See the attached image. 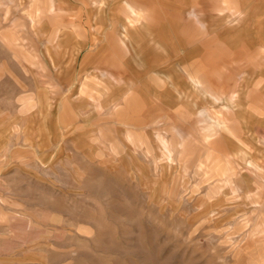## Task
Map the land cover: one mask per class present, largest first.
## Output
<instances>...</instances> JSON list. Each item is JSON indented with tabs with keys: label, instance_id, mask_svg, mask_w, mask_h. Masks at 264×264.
<instances>
[{
	"label": "rangeland",
	"instance_id": "1",
	"mask_svg": "<svg viewBox=\"0 0 264 264\" xmlns=\"http://www.w3.org/2000/svg\"><path fill=\"white\" fill-rule=\"evenodd\" d=\"M92 1L79 0L77 4L87 41L93 44L83 49L81 61L87 51L105 42L101 31L114 30L120 59L117 61L116 55L111 59L101 56L96 66L106 65L113 72H123L126 78L135 80L137 86L145 85L144 72H138L147 66L172 70L192 66L199 69L201 75L214 66L222 73L236 70L237 86L234 89L243 83L237 72L255 69L257 80L258 75L264 73V69H258L264 68V54H256L258 50L264 52V40L249 36L239 42L232 38L237 34V27L249 24L252 28L259 22L243 23L241 16L236 18L231 14L250 7L231 8L228 4L223 7L211 4L182 7L179 0H126L128 4L123 9L121 5H113L117 0H95L99 7L91 9L94 16L88 14ZM52 3L57 4L56 11L61 10V15H51ZM72 3L66 2L64 6L56 0H35V9L31 12L35 13V27L31 29L30 42H24V45L31 52L38 51L45 62L40 66L11 62L17 82L6 76L0 80L2 108L11 103L14 109H20V100L26 95L32 97V103L38 108L40 94L45 90L54 102L52 109L41 110L44 115L41 122L45 126L50 124L42 129L41 136L34 129L30 130L33 138L25 139L22 134L18 140L14 138L15 156L11 153L9 157H2L0 153V180L3 182L0 183V211L15 212L11 225L0 219V264H264V191L261 187L260 192L254 194V181L247 182L249 177L254 178L252 170L242 175L245 173L243 168L229 164L225 168L228 176L235 178V183L223 182L218 186L220 192L225 188L229 194L218 191L207 194L205 183L195 182L194 168L180 166L182 171L178 172V157H174L177 147L172 154V144L166 141L175 136L174 132L170 131V136L162 132L157 146L154 145L156 140H149L148 145L157 149L156 155L163 153L154 159L153 165L139 137L131 142V136L111 127H101L108 119L100 111L107 109L109 103L103 101L102 104L100 99L93 103L95 99L91 96L98 97V87H80L78 93L73 91L76 83L65 82L64 67L68 60L73 62V56H68L67 50L76 42V35L61 49V60L46 51V44H60L66 40L68 30L63 31L65 27L59 20L63 14L78 9L74 0ZM20 4L13 14L17 19L29 14L28 6ZM37 8L45 10L44 15L38 14ZM219 9L226 10L223 13L234 23L229 24L232 29L219 23L224 19L214 14ZM2 15L0 9V17ZM90 19L97 24L95 36L88 25ZM72 21L70 28L74 33L76 23ZM51 24L57 31L51 32ZM219 26H224L221 31ZM124 29L126 36L121 33ZM126 37L131 44L124 42ZM155 39L162 45L156 47ZM8 59L6 51L0 48V65ZM67 66L68 73L73 74L74 66ZM210 76L206 75V78ZM212 81L215 82V78ZM263 90L260 89L261 94L249 103L252 111L239 108L237 113L238 136L255 154L259 151V142H254L252 131L263 140L264 126L256 124L249 116L252 112L264 114L261 110ZM226 94L227 91L221 96ZM168 96L166 94L164 99ZM195 97L197 103L182 107L174 118L179 127L196 130L207 116L211 120L225 112V108H219L220 111L212 107H216L212 99L205 102L197 95ZM65 101L73 113L71 119L67 115L61 116ZM151 112L152 109H140L137 114L145 117L153 115ZM157 113L164 116L162 111ZM46 114H51L52 118L45 117ZM113 122L114 119L109 121ZM191 144L198 145L194 141ZM195 154L189 163L194 161ZM34 163L47 172H54L57 179H38L40 175L25 165ZM173 163L176 164L174 172ZM161 180L166 182L168 190H162L156 199L152 196L155 194L154 183ZM160 184L156 186L159 188ZM217 198L222 200L218 206L215 205ZM203 199L207 201L204 206L201 205Z\"/></svg>",
	"mask_w": 264,
	"mask_h": 264
},
{
	"label": "crops",
	"instance_id": "2",
	"mask_svg": "<svg viewBox=\"0 0 264 264\" xmlns=\"http://www.w3.org/2000/svg\"><path fill=\"white\" fill-rule=\"evenodd\" d=\"M56 1L60 5L66 2L73 4V0ZM78 1L79 0H74V3L77 5ZM98 3L99 2H96L95 0L90 3L92 7L88 8V14L95 16V12H91V9L99 7ZM126 3L128 4L126 0H117L113 5H121L124 9ZM178 3H180L182 7H186L187 5H189V7L200 6L204 4H208L209 6L210 4L212 6L218 5L222 7L228 4L231 8H240L243 6L250 7L246 11L238 10L235 14L231 11V14L235 15L236 18L241 16V18H243L242 22L244 21L243 23H254L257 20L259 22L252 28H250L249 24L243 25L241 28L237 27V34L232 35V38H235L238 41L240 39H249L250 37L255 40H264V0H179ZM50 5L55 7L57 4L52 3ZM224 10L219 9L217 12H214V14L224 18L219 21L220 24L223 22L222 24H226V27L228 26L232 29L233 27H230L229 24L234 25V23L228 18H225L227 15L223 13ZM68 13L69 14L65 13V15L63 14L60 17L59 23L65 27L63 31L68 30V32H72V28H70L71 19L73 20L72 22L76 23L74 30L76 42L72 43L70 47L68 46L67 54L68 56H73V62L66 63V68L64 67V71L66 70L65 79L67 78L65 82L69 84L76 83V88L73 91H78V93L81 92L78 90L80 87H98V97L95 98L92 94V97L95 99L93 103L95 104L98 99L101 100V103L103 101L109 103L107 109L100 111L108 119V122L102 124V128L111 127V129H117L118 132L131 136L130 141L131 139L135 140L136 137H139L143 140L141 146L146 150V154L150 156L152 162L155 158H160L163 153L156 155L155 152L157 149L155 146L148 145L149 140H156V144L154 145L157 146L159 143V137L162 136V132L167 133L169 136L170 131L174 132L175 136L168 138L166 141H169L172 144V152L175 146L177 147V152L174 156L176 158L178 157V172L180 173L182 171L181 167L194 168L193 176L196 178L195 182H197V184L204 182L206 185L205 193L207 194H215L217 191L220 192V187L218 188V186L223 182L235 183V178L228 176L227 168H225L227 166L229 167V164L234 168H236V166L243 168L245 173H242V175H246L248 170H252L255 174L254 178L249 177L247 182L252 183L254 181V194L260 192L259 190L261 187L264 191V135L262 140L259 135H255L256 133L252 131L254 142L256 144L259 142L257 144L259 151L255 154L243 144V140L239 138L237 132L239 118V115L237 114L239 112L238 109L243 108V110H251L250 107H248L249 103L252 104V102L257 99L258 95L261 94L259 90L264 89V73L261 72L258 75L257 80V72L255 69L249 71L245 70L239 73L237 72V75L241 76L243 83L238 89H234L235 86H237L234 77V72H236V70H234V72L232 70L231 72L233 75H230L231 72H217L220 68L214 66L206 70V74L201 75L200 70L195 69L192 66L176 67L173 70L168 67L156 69L147 66L138 72H144L146 80L143 84L145 85L137 86L136 81L126 78L123 72H113L111 68L106 65L102 67L96 66V61L101 56L106 55L107 59H111L112 56L114 58V55H116L117 61L120 59V46H118L115 41L118 39H114V30L108 32L106 30L103 32L101 31V33L105 35V42L96 46L94 49L91 48L92 50L87 51L85 58H82L81 61V55L84 52L83 49L90 47V45L93 46V44L92 42L87 41V35L83 27L84 23L81 18V9L78 7L74 12L71 11ZM192 13L194 14L195 12L192 11ZM51 15L56 17V15H61V12H58L55 9L52 11ZM220 17H218V20H220ZM102 20L105 21L106 19L104 18ZM88 25L91 28L92 36H95L98 31L97 24L90 19ZM224 26H219L218 30L221 31V28ZM63 31L60 30V32ZM125 32V29L122 30L121 33L123 36L127 35ZM256 34H258L257 37H255ZM126 41L131 44V40L127 37L124 42ZM155 45L157 47L162 45V43L155 39ZM260 51L261 50H258L256 54H264L263 51ZM224 53L226 52L224 51L223 54ZM136 55L137 58L140 59V55L137 53ZM189 58L192 59L191 56H189ZM67 64L74 66L72 67L73 74L68 73ZM258 69L263 70L264 68ZM197 71L199 73H197ZM77 74L79 75L77 76ZM209 74H211L209 77L210 79L206 78V75ZM213 78H215L217 84L212 81ZM101 89H103V91H101ZM225 91H227V94L222 97L221 94H224ZM166 94L169 96L164 99ZM263 94L264 93H262V95ZM195 95H197L200 100H206L205 102L212 99L213 103L214 101L216 102V107H212L217 109L225 108V112L212 117L213 119L211 120H208L209 116H207V118L199 123L196 130L191 127L187 129L179 127L176 125L174 118L179 114L182 107L197 103ZM154 96L156 97V101H151V98ZM163 100L164 103L162 102ZM246 103L248 105H246ZM261 108V110L264 111V106ZM140 109H152L151 114L153 115L142 117V115L137 114ZM219 110L221 111V109ZM159 111H162L164 116L160 113L158 114L157 112ZM249 117L253 118L256 124L264 126V114L252 112ZM111 119H114L113 124L109 123ZM250 125L247 127H250ZM225 133L230 135L227 136ZM139 138L136 139L139 140ZM193 141L198 145H195L194 147V145L191 144ZM237 142H240V144H238L239 146L236 145ZM129 144L131 145L132 143ZM196 147L197 149L195 150ZM148 152L151 153L149 154ZM194 153H196L194 161L189 163L191 160L190 158ZM198 154H201V156ZM174 165L176 164H172L173 172L175 170ZM190 173L192 172L190 171ZM235 173L232 174V176L235 175ZM237 190L238 188L236 187L235 191L237 192ZM227 192L228 191H225V188H223L220 194H229Z\"/></svg>",
	"mask_w": 264,
	"mask_h": 264
},
{
	"label": "bare ground",
	"instance_id": "3",
	"mask_svg": "<svg viewBox=\"0 0 264 264\" xmlns=\"http://www.w3.org/2000/svg\"><path fill=\"white\" fill-rule=\"evenodd\" d=\"M34 2H35V0H0V9H1L2 13L4 14V15H2V17H0V48H3L4 51H6V53L9 56V59L6 60V61H3L2 64L0 65V80L6 76L9 79L13 80V82L14 81L17 82L18 79H17V76L15 75V73L13 71V68L11 67V66H13V64L11 62L20 63V64L23 63V64H26V65H32V66H35V65H37V66L39 65L40 66V65H43V62H45L44 59H43V57H42V55H40L38 53V51H36V53L35 52H31L24 45V42H27V43L30 42L29 41L30 39H28V38L30 37L31 31H32L31 30L32 27H35V22H36L35 21V18H34L35 16L33 17V15L35 13L34 14L31 13V12H34V9H35L33 7V3ZM19 3L28 6V10H29L28 17L23 18V19H17L18 17L16 18V17L13 16V14L15 12V7ZM41 6H44V4H42ZM54 8L55 7H53L51 11H53ZM37 12H38V14L44 15L45 10L44 11H41L40 8H37ZM38 23L39 24L42 23V20L40 22H38ZM51 27H53L52 30H51V32L57 31V29H55V26H52V24H51ZM42 28H44V27H42ZM74 33H75V31H74ZM74 33H73V31L72 32H68V36H67L66 40L64 42H61L60 44H55V42H54V44H52V43L51 44H48V46L46 44V47H47L46 48V51H48L54 57H57V60H61L60 57H59V55L61 53V49L67 45V43H68L67 40L68 41L69 40L70 41H73V39L75 38V34ZM73 43H75V41ZM31 49H33V48H31ZM71 57H72V55H71ZM50 61H52V60H50ZM70 62H71V60H68V63H70ZM53 66H54V64H53ZM47 67H48V65H47ZM54 90H56V92H58V88H55ZM32 92H34V91H32ZM82 94H84V93H82ZM80 96H82V95L80 94ZM73 97H72V99H73ZM84 97H86V95H84ZM31 98H30L29 95H26V96L22 97L21 100H20L21 103H22V106H21L20 109H14V107L12 106L11 103H10L9 106H6V108H2L3 105H1V102H3V101H2V98H0V153H1V156L2 157H5V156H8L9 157L11 155V153L14 156L16 155V150H15V147H14L15 146L14 138H16L18 140L19 137L21 136V134L23 135V137L25 139L33 138V134L30 133V130H33V129L37 132V134H39L41 136L42 135V129L44 127L46 128V127L50 126V124H48V125L45 126L44 122L43 121L41 122V120H43V118H44V115L41 113V110L44 111V109H46V108L48 110L49 107H50V109H52V107L54 105V102H52V99L49 96L48 91L45 90V91H43L40 94L39 105H38L39 107L38 108H36V104L32 103V100L33 99H31ZM75 98L77 99L78 97H75ZM9 101H11V100H9ZM21 103H19V104H21ZM76 106L78 107V105H76ZM79 110H80V108H79ZM72 114H73L72 111H70L69 107L67 106V102L65 101L63 103V108H62V114H61V116L63 118H65L66 115H67L68 116V119H71V116L73 117ZM50 115L51 114H46L45 117H48L49 119H51L52 118V115L51 116ZM62 120H64V119H62ZM20 126H21V128L24 131L22 129H19ZM103 151H105V150H103ZM164 151H166V150L164 149ZM160 162L161 161H159V163ZM25 165H27L29 168L33 169L34 170V173H36L37 176L40 175L38 177V179H44V177H46V178L47 177H50V178L51 177H54L55 179H57V175L54 172H51V173L50 172H47L46 171L47 169L44 170V168H42L38 164H35L34 163L33 165H31V164H25ZM161 172H163V171H161ZM29 182H30V180H29ZM0 183L2 184L3 182L0 180ZM157 183H161L159 185V188L156 186ZM157 183H154V185L156 186V187L154 186V193L155 194H152V196L154 198H156V199H159V196L161 195L160 193H162L161 191L162 190H168V188L165 185L166 182L164 180L163 181L162 180L161 181H158ZM37 186L38 185H36V187ZM174 188H175V186H174V184H172V189H174ZM206 202L207 201L205 199H203V201L201 200V205L204 206L206 204ZM221 202H222V200L220 198H217V202H216L215 205L218 206L219 204H221ZM14 216H15V212H11V211L4 212L3 210L0 211V219H1V221L3 223L7 224V225H11L12 224L11 223V218L14 217Z\"/></svg>",
	"mask_w": 264,
	"mask_h": 264
}]
</instances>
